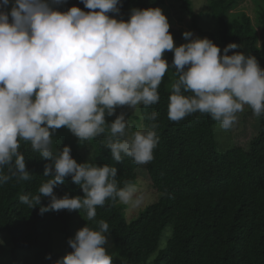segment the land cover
Wrapping results in <instances>:
<instances>
[{"label":"clouds","instance_id":"9594fccd","mask_svg":"<svg viewBox=\"0 0 264 264\" xmlns=\"http://www.w3.org/2000/svg\"><path fill=\"white\" fill-rule=\"evenodd\" d=\"M64 0H0V185L15 177L28 181L20 142L51 163L45 166L37 195L20 197L30 209L50 197L41 214L67 209L84 210L93 221L98 206L119 200L138 206L134 187H118L117 168L108 164L78 163L71 147L52 149V136L61 127L80 141L105 132L106 115L128 106L150 107L160 100L159 86L169 67L175 69L168 118L178 122L193 113L208 114L223 130L237 121L247 105L257 117L264 115V68L255 56L228 55L238 47L221 49L208 38L183 33L190 42L175 46L167 16L159 7L132 9L130 19H117L120 0H81L84 11L73 6L58 10ZM9 5L11 8L9 10ZM173 25V24H172ZM174 52L170 66L165 52ZM153 111L149 119L157 120ZM122 112L110 123L105 147L116 162L129 157L138 165L154 158L159 143L157 123L128 132L131 126ZM7 168V173L4 169ZM83 190V197L62 198L54 187L67 177ZM109 224H88L68 240L73 249L55 264H113L105 244ZM51 259V256L47 257Z\"/></svg>","mask_w":264,"mask_h":264},{"label":"trees","instance_id":"16d2710c","mask_svg":"<svg viewBox=\"0 0 264 264\" xmlns=\"http://www.w3.org/2000/svg\"><path fill=\"white\" fill-rule=\"evenodd\" d=\"M243 1L206 0L205 11L196 10L194 0H180L179 8L201 39H210L222 52L235 43L238 47L228 55L245 48L264 68V5L257 8L253 19L245 10L237 11ZM73 6L91 11L81 0H64L57 8L67 11ZM118 7L119 12L110 15L125 21L136 8L159 7L166 16L170 12L167 0H120ZM205 18L207 24L213 23L212 28ZM168 20L175 46L188 43L184 32ZM164 55L171 66L174 52ZM174 79L175 69L169 67L158 89V103L147 108L140 105L139 114L128 106L118 107L114 115H106L105 132L90 141H80L66 127L52 136L54 152L70 146L78 163L114 166L118 187H124L125 182L133 186L141 165L129 157L120 162L112 158L105 147L109 125L122 112L131 126L129 135L137 126L144 130L157 123L159 143L153 160L143 166L148 183L160 197L136 216H126L119 200L98 206L93 221L86 220L84 210L41 214V206L51 199L43 195L40 204L30 209L20 197L38 194L40 185L51 178L44 177L45 166L51 161L33 151L30 142H20L19 151L32 178L19 181L13 177L0 185V236L7 234L4 248L13 259L17 257L22 264L27 263L24 258H30L27 264H55L73 251L68 240L74 231L87 224L95 229L97 222L104 220L114 243L109 252L113 264H264V115L259 117L260 128L248 147L232 142L227 130L208 114L197 112L173 122L168 118V103ZM153 111L158 114L156 121L149 119ZM4 171L7 173V168ZM54 194L60 198L84 195L71 176L54 187Z\"/></svg>","mask_w":264,"mask_h":264},{"label":"rangeland","instance_id":"374dc122","mask_svg":"<svg viewBox=\"0 0 264 264\" xmlns=\"http://www.w3.org/2000/svg\"><path fill=\"white\" fill-rule=\"evenodd\" d=\"M167 2L170 7V12L168 11L169 14L167 15V18L170 19V22L173 25L177 26L179 29H181V31L183 32H186V31L192 32L193 37H191V39H195L199 37L190 28V18L184 13L182 9L179 8L180 0H167ZM194 5H195L196 10L198 9V10L207 11L206 10L207 8L206 0H194ZM263 5H264L263 0H244L241 3L240 8L237 11L245 10L254 19L257 8L261 9ZM207 20L208 19L205 18V24L208 23ZM212 24L213 23L209 22V24L207 25H209L212 28L213 26ZM187 41L190 42L188 39ZM235 53H243L246 56L247 55L255 56L254 54L250 53L245 48H241ZM223 54L224 52L221 51V55ZM164 58H166L165 55H164ZM258 62L261 66V62L259 60ZM131 110L135 111L134 109H131ZM135 113L139 114V112H135ZM237 116L238 118H237L236 123L225 133H228L230 135L232 142H234L235 144L242 145L243 147H248L250 140L252 139V137H254V135L258 132L260 128L259 117L255 116L252 110L250 109V107H248L247 105L245 106L242 112L237 114ZM137 130H142V126H137L134 128V131H137ZM226 146L228 145L223 146V148H225ZM143 165H141L139 169L140 177H138L137 181L133 185L135 189L134 198L139 197L141 198L142 202L138 206H135L132 203L126 204V203L120 202L121 205L125 206L124 212L126 216H131V215L136 216L141 209L148 206V204L157 201L160 197V192L158 190H155L148 183L146 179L147 178V175L145 172L146 170ZM81 226H82V223H81ZM75 234H76V231H74L71 238H74ZM2 235L3 236H0V264H6V263L22 264L20 263L17 257L13 259V257H11V253L8 254L9 252L5 250L4 245L7 243V239H6L7 237L4 235H7V234L2 233ZM56 247H57V243L55 244V248ZM105 247L108 249L109 252L113 250L114 243H113V239L110 234H108V242L105 244ZM23 260H25L28 263L30 261V258H24Z\"/></svg>","mask_w":264,"mask_h":264}]
</instances>
